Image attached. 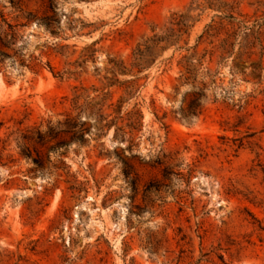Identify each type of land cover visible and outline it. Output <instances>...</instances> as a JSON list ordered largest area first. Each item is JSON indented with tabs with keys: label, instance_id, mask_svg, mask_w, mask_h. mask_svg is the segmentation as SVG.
Masks as SVG:
<instances>
[{
	"label": "rangeland",
	"instance_id": "rangeland-1",
	"mask_svg": "<svg viewBox=\"0 0 264 264\" xmlns=\"http://www.w3.org/2000/svg\"><path fill=\"white\" fill-rule=\"evenodd\" d=\"M0 264H264V0H0Z\"/></svg>",
	"mask_w": 264,
	"mask_h": 264
},
{
	"label": "trees",
	"instance_id": "trees-1",
	"mask_svg": "<svg viewBox=\"0 0 264 264\" xmlns=\"http://www.w3.org/2000/svg\"><path fill=\"white\" fill-rule=\"evenodd\" d=\"M49 3V9L52 10L53 9V0H47ZM233 12V8L229 7L227 9V13L231 14ZM227 18L232 19L233 17L227 16ZM46 25H50L51 20L47 19L44 20ZM171 26L170 29H168V35H165L163 37H157V36H153L152 38H147L145 39L141 44H138L136 46V48L133 50L132 52V60L129 64V68L131 70L136 69L138 72H140L144 67L145 64L148 62L149 58L154 54V51L156 48H158V45H160L161 43H168V41L172 40L171 38L174 37V42H178L179 39L186 34L187 28L188 26L185 23V16L183 15H178V14H173V17L171 18V22L169 24ZM173 27V28H172ZM230 39V36H227L225 39L222 40L220 48L221 51H223L224 53H228V49L231 47V44L228 42V40ZM179 50L184 49V50H189L188 48H182L179 47ZM185 61V69H186V73L187 74H191L192 72V64L190 62V57H182ZM121 71L125 72L127 71V68L125 66H120ZM80 99H81V95L80 94H76L72 101H71V107H72V111H75L77 113V115L75 117H71V114L67 115V118L65 119L63 125L65 127V133H69L70 134V140L71 141H76V142H82L83 138H84V132L87 131L86 129H82V127L84 126L83 124H79L77 117L79 116L80 113H85L86 109L88 107H90L89 103H85V105H80ZM135 117L136 120L137 118H139V116L137 115V113H135ZM105 119L103 118V116L98 115L96 116V120L95 123L97 125H99V130H102L104 128H108L109 125L105 124L104 126L101 125V123L104 121ZM53 134V130L51 127H47L46 131L44 133L40 132V131H36L35 132V140L38 143H42L44 142L45 139H53L51 136ZM64 147L67 146V142H59L56 144V147ZM56 147H50V150H55Z\"/></svg>",
	"mask_w": 264,
	"mask_h": 264
}]
</instances>
